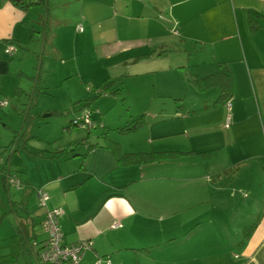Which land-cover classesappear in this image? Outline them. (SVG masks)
<instances>
[{
  "label": "crops",
  "instance_id": "0c3cea01",
  "mask_svg": "<svg viewBox=\"0 0 264 264\" xmlns=\"http://www.w3.org/2000/svg\"><path fill=\"white\" fill-rule=\"evenodd\" d=\"M188 44L199 47L195 57L205 60L193 57L194 67L206 70H198L197 77L226 72L229 96L217 102L220 90L212 87L217 94L211 105L161 121L179 120L189 138L190 132L198 130L188 129L186 120H202V128L219 139L210 148L230 150L227 164L215 165L210 180L229 176L245 161L264 160V0H39L26 8L0 0V97L9 100L0 108V256L9 253V238L17 228L30 239H44L39 223L46 209L36 211V190L41 188L48 195L46 208L61 211L58 220L64 242L91 241V249L79 264H95L98 258L101 264H264V214L247 238L245 232H200L210 225L199 220L180 235L140 239L134 232H123L130 240L121 242L122 232L111 228L113 220L124 216L123 203L117 197L133 184L155 179V170L150 162L118 165V157L153 152V141L158 138L153 137L152 126L160 120L143 126L149 132L145 136L133 133L128 143L116 142L114 150L98 151L100 147L91 143L88 135L74 138L69 128L62 147L49 151L26 143L11 153L14 133L22 128L24 106L31 105L27 121L34 110L47 112L45 117L59 113L40 104L56 97L50 87L68 89L65 102L72 117L79 116L81 112L71 105L83 97L73 94L77 91L72 87L82 93L84 86L100 76H160L172 68L170 61L178 60L174 65L181 66ZM7 45L15 46V52L6 54ZM159 63L161 69H157ZM52 75L54 82L49 79ZM69 80L71 83L65 84ZM94 106L102 107L98 101ZM135 118L129 115L118 128ZM99 120H104L103 114ZM80 152H84L80 165L71 164L78 161L72 158ZM5 167L20 188L8 186L2 179ZM196 176L186 183L201 181L202 177ZM258 193V200L264 199V193ZM94 194L100 196L94 200ZM71 195L73 200L68 198ZM106 195L116 198L103 208L102 196ZM262 203L264 208V200ZM111 232H117L116 244L107 239ZM114 251L118 255L115 260L102 258Z\"/></svg>",
  "mask_w": 264,
  "mask_h": 264
},
{
  "label": "rangeland",
  "instance_id": "374dc122",
  "mask_svg": "<svg viewBox=\"0 0 264 264\" xmlns=\"http://www.w3.org/2000/svg\"><path fill=\"white\" fill-rule=\"evenodd\" d=\"M199 49L195 44H188V52L183 54L181 66L177 68L174 65L180 63L178 60L170 61L172 68L167 69V72L160 76L154 77L150 74L141 75L140 78L100 76L94 78L96 82L84 86L82 93L78 92V88L72 87L77 91L73 94L77 97L81 95L83 100H86L96 94L91 86H96L105 79L123 80L121 91L111 94V90L115 89L113 88L93 102H101L102 106L95 107L94 104L91 106L95 127L70 128L72 137L77 138L79 134H83L82 137L85 138L88 135L91 143L96 142L100 147L98 151H101V148L114 150V142L126 144L133 137V133L123 136L117 133L118 125H122L129 115L142 116L144 125H147L158 120L170 119L176 114L184 117L192 111H201L205 106L211 105L217 94L216 90L210 88L205 92L195 83V79L201 77H197L200 73L198 70L202 73L206 71L202 67L197 69L194 67L196 62L193 57L198 56L196 53L200 51ZM196 59L204 60L203 57ZM166 63L168 64V60ZM162 66L159 63L157 69H161ZM52 78H55L53 75L49 79L54 82ZM71 81L65 84L68 85ZM50 91H55L54 100L43 101L40 104L42 107L55 108L59 113L45 117L47 112L34 110L33 117L30 115L27 121L24 140L26 139L27 145L36 149L52 151L58 146L62 147L67 141L69 133L63 130V127L74 117L71 115L69 104L65 102L70 95L68 89L61 90L52 86ZM7 101L9 103L8 99ZM72 106L73 103L71 108ZM101 114L104 115L103 122L99 120ZM170 120L152 126L153 137L158 139L153 141L151 151L159 154H156L154 160L150 162L155 170V179L133 184L123 192L124 194L120 192L121 196L117 197L123 203L121 215L124 216L122 220H113L111 224H119L115 230L122 232L121 242L130 240L128 233L123 232H134L140 239L143 237L158 239L163 234L168 236V233L180 235L187 231L186 227L194 228L196 221L199 220L204 225H210L200 232H252L264 214L262 207L264 199L258 200V192L264 193V169H261L264 160L245 161L232 169L229 176H217L218 179L212 178L214 180L212 181L210 177H213L214 173L211 171L216 167L215 165L224 167L227 164L230 150L210 148L219 139L212 138L211 133L202 128L204 126L202 120L193 118L192 123L186 120L188 129L198 130L190 132L189 138L184 136L186 133L182 132V124L179 120L172 121L174 123L169 122ZM17 128L20 129L18 126ZM142 128L134 134L138 133L140 137L149 133ZM119 147L121 150V146ZM83 158L84 152H80L79 156L72 158L78 161L76 163L72 161L71 164L79 166ZM197 169L202 170L196 172ZM196 173L199 174L198 177H202L201 181L195 184L186 183L190 181L189 179L196 178ZM193 181L195 182L196 179ZM201 182L204 185H201ZM99 192L100 190L97 193ZM99 196L100 194H94L91 198L95 200V197ZM68 198L74 199L72 195ZM115 198L111 195L102 196L103 201L105 200L103 208ZM32 206L33 204L30 203L29 207ZM40 210L42 209L36 211ZM103 222L104 220L100 221ZM217 227L219 231L216 230ZM117 232H111L108 234L109 237L107 236V239L114 244H116ZM116 254V251L106 253L107 256L102 258L115 260L118 257ZM124 254V251L121 252V256ZM36 263L41 264L38 260ZM14 264L25 263L18 257Z\"/></svg>",
  "mask_w": 264,
  "mask_h": 264
},
{
  "label": "trees",
  "instance_id": "16d2710c",
  "mask_svg": "<svg viewBox=\"0 0 264 264\" xmlns=\"http://www.w3.org/2000/svg\"><path fill=\"white\" fill-rule=\"evenodd\" d=\"M11 2L20 8H26L27 6L30 5V3H25V2H21V1H15V0H11ZM119 81H120V79H116V80H110V81H105V82L101 83L97 88H94V90L96 91L95 96L90 97L86 100H79L77 102H74L73 106H72L73 109H76L77 112L80 111L81 113L82 112H89L91 122L93 123V119H92L93 114L91 111L92 110L91 106L94 104L93 102L97 98L105 95L106 92H109L113 88H115V89L111 90V94L115 93L117 91H120L121 89L118 88L119 87ZM195 83L197 84L198 88L202 91H206L212 87L219 88L220 91H219V95L217 98V102H221L222 99L226 100L227 97L229 96L228 76H227L226 72H224L222 74L208 75V76L203 77V78H196ZM30 106H27L21 112V116H22V120H23L22 128L20 129L19 132L14 133L13 140L11 141V144H10L12 154L14 151L17 152L20 147L23 148L25 146V144L27 143L26 140H23L22 138L25 134L26 126H27L26 112L30 109ZM81 113H80V115H81ZM76 117L77 116L70 119L69 125L66 127L65 130H68L69 128H77V124L73 123V121ZM143 126H144V120H143L142 116H139V117L131 120L130 122L126 123L124 126L118 128L117 133L119 135L132 134V133L137 132ZM93 127H95L94 123H93ZM88 128H91V127H88ZM113 144L116 147L115 142ZM72 151H73V149L68 150L67 152L69 153ZM59 153H61V152H59ZM156 154L157 153H154V152H151V153H143V152L125 153V154L118 157L117 163H118V165H121V164L122 165L139 164L142 162L147 163V162L153 161ZM157 155H159V154H157ZM3 169L1 170L2 179L7 182L6 184L8 186L20 188V183H18V186H14V185H11L9 183V179H14V180H17V179L14 175L7 172L8 169H6V167H5L6 170L4 169L5 171ZM39 189H41V188H38L37 190H39ZM41 190H43V189H41ZM46 205H47V203H46ZM37 208L38 209L51 210V209H47L46 207L40 208V207H38V205H37ZM1 219H2V217L0 218V221H1ZM58 224H59V220H58ZM39 225L41 228V221H40ZM248 233L249 232H245V238L248 237ZM63 240H64V236H63ZM9 242H10V245H9L10 251L8 254L0 256V264H14L15 260L18 257H21L25 264H37L36 260H38L41 264H50L48 262H42L39 258L40 254H41V250L43 248L42 247L43 243L45 242V235H44L43 240H37L34 238L30 239L28 236L23 234V232H21L17 228L15 230V234L9 238ZM33 242H35V245H32Z\"/></svg>",
  "mask_w": 264,
  "mask_h": 264
},
{
  "label": "built area",
  "instance_id": "2783aa9c",
  "mask_svg": "<svg viewBox=\"0 0 264 264\" xmlns=\"http://www.w3.org/2000/svg\"><path fill=\"white\" fill-rule=\"evenodd\" d=\"M25 3H34L39 0H15ZM78 31H82L81 27L77 28ZM15 46L7 45L5 53L10 55L15 52ZM8 105L6 98L0 97V108H4ZM227 110L230 108V102L227 101L225 104ZM78 127H93L89 112H82L81 115L77 116L74 121ZM229 117L226 118L225 127H228ZM9 183L14 186H18V181L9 179ZM37 205L40 208H45L48 201V195L44 190H37ZM61 214L60 209L55 208L51 210H45L43 219L41 220V230L45 235V242L39 256L42 262H48L50 264H79L83 254L90 250L92 243L89 240L79 241L74 244H67L63 240V234L59 228L58 218ZM119 224L114 223L111 228L116 229ZM35 245V242L32 243ZM95 264H101V259L98 258ZM109 264V261H106Z\"/></svg>",
  "mask_w": 264,
  "mask_h": 264
},
{
  "label": "bare ground",
  "instance_id": "6f19581e",
  "mask_svg": "<svg viewBox=\"0 0 264 264\" xmlns=\"http://www.w3.org/2000/svg\"><path fill=\"white\" fill-rule=\"evenodd\" d=\"M72 123V122H71ZM78 127V126H77ZM88 128V127H87Z\"/></svg>",
  "mask_w": 264,
  "mask_h": 264
}]
</instances>
